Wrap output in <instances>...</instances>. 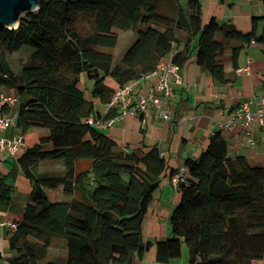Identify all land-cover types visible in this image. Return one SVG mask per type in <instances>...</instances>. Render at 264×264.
<instances>
[{"label": "trees", "instance_id": "trees-1", "mask_svg": "<svg viewBox=\"0 0 264 264\" xmlns=\"http://www.w3.org/2000/svg\"><path fill=\"white\" fill-rule=\"evenodd\" d=\"M256 18L263 20L259 33L255 21L247 32L213 16L203 22L200 0H41L39 11L24 15L16 28L0 29V94L13 89L20 98L15 127L24 146L17 163L30 185L22 218L7 233V264H40L54 239L64 257L44 264L141 258L151 245L142 225L154 192L177 169L170 170L158 145H144L140 154L126 150L88 118L116 115L118 107L109 103L117 88L139 82L167 56L179 69L194 61L226 83L227 49L234 67L253 42L264 55V14ZM115 30H134L137 37L113 64ZM23 47L30 51L16 74L6 56ZM82 76L92 81L88 97ZM85 159L90 163L77 171ZM45 160L61 161L62 172H40ZM184 166L170 233L154 243L156 258H176L185 245L190 264H264V166L231 157L220 129ZM58 190L69 199L54 197ZM12 191L0 178V204L9 203Z\"/></svg>", "mask_w": 264, "mask_h": 264}, {"label": "crops", "instance_id": "crops-1", "mask_svg": "<svg viewBox=\"0 0 264 264\" xmlns=\"http://www.w3.org/2000/svg\"><path fill=\"white\" fill-rule=\"evenodd\" d=\"M212 6H218L219 9L212 13ZM202 11L203 22L213 15L217 20L231 22L243 32L251 29L253 21L257 24V33L263 25L256 18L264 14L263 0H207L205 12L203 5ZM223 60L229 79L226 83L214 80L194 61L180 69L182 84H173V98L163 103L164 110L171 117L170 122L156 118L152 110L146 117L145 127L141 126L140 116H131L117 123H103L101 130L126 150L138 154L142 152L144 145H158L171 170L182 168L184 160L189 156H196L207 145L209 136L220 129L228 143L231 157L243 155L251 164H264V139L256 123L251 124L255 138L253 145L246 142L247 131L241 118L234 120L229 128L221 126L231 118L233 111L242 102L251 99L250 109L255 110L260 97L264 95V55L261 46L255 42L246 46L238 56L236 67L232 64L229 49L225 51ZM167 62L169 56L163 59V63ZM157 77V73L144 77L136 89L139 92L147 91ZM84 81L85 77L82 76V82ZM107 83L115 86L110 78ZM5 90L10 92V89ZM95 110L103 115L107 107L95 103ZM36 130L39 132V129ZM15 132V125L10 129L0 130L8 138ZM22 149L21 147L16 155L0 154V178H4L13 188L9 203L0 204V264H7V257L11 254L7 233L13 229L11 223L21 220L22 208L30 193L29 181L17 163ZM53 164H59V168H63L60 161ZM168 178V175L163 177L154 192L142 225L143 240L149 241L151 245L141 258L135 259L134 264H189L185 245L182 246L181 255L176 258L163 262L156 258L155 240H164L169 235L170 214L178 202L177 190ZM57 256L64 257V251L52 254V258Z\"/></svg>", "mask_w": 264, "mask_h": 264}, {"label": "built area", "instance_id": "built-area-1", "mask_svg": "<svg viewBox=\"0 0 264 264\" xmlns=\"http://www.w3.org/2000/svg\"><path fill=\"white\" fill-rule=\"evenodd\" d=\"M158 74L157 80L150 86L147 91L139 92L137 81H131L117 88L110 106L118 107V113L106 120H93L88 118L90 124L117 123L126 117L140 116L141 126L145 127L146 117L152 112L156 118L171 121V117L163 108V103L173 98V84H182V75L177 65L171 63H162L158 69L150 74ZM148 74V75H150ZM146 75V76H148ZM145 76V77H146ZM20 98L10 93L2 92L0 94V130L10 129L15 125L17 117V107ZM251 99L242 102L232 113L231 118L222 124V127L229 128L234 120L242 119L243 126L246 128V142L250 145L255 143L251 124L254 122L259 127L261 137L264 139V95L258 101L255 110L250 109ZM244 145V143H242ZM23 136L17 132L11 138L5 137L0 133V154L16 155L23 148ZM185 166L177 169L168 180L175 190H178L179 183L185 179ZM14 229L16 224L11 223Z\"/></svg>", "mask_w": 264, "mask_h": 264}, {"label": "rangeland", "instance_id": "rangeland-1", "mask_svg": "<svg viewBox=\"0 0 264 264\" xmlns=\"http://www.w3.org/2000/svg\"><path fill=\"white\" fill-rule=\"evenodd\" d=\"M206 1L207 0H200V3H201V14L203 12L202 11V5H203V10L205 12ZM212 7H213L211 9L212 13L219 9L218 6H212ZM204 15H205V13H204ZM218 21L219 22H229V21H220V20H218ZM260 21L263 22L262 19H260ZM115 32L117 33L118 40H117L116 46L112 49L111 52L113 53V61L115 63H118L121 60V58H122L124 52L127 50V48H129L131 46V44L136 40L137 34H136V31H134V30H127V31L115 30ZM28 50L30 51L29 48L23 47L19 52H15V53H12V54H7L6 58H7L8 62L10 63L12 69L15 71L16 74H20V70H21V68H20V60H22V59L20 57L24 56V55L26 57V53L25 52H28ZM85 81L81 82V87L84 90L85 96L88 97L89 96V90L91 89V86H92V81L88 80L86 76H85ZM3 92L4 93H10L11 92L12 94L16 95V93H15V91H13V89H11L10 92H8L6 90H3ZM97 126L101 128V124H98ZM33 131H37V130L33 129ZM41 131L42 130L40 129L39 132H41ZM58 161L59 160H45V162H41L39 164L38 170L40 172H49V171H51V172H55V173H60V172H62L63 168H59V166H58L59 164H53V163H56ZM89 163H90V160H88V159L78 161L77 165H76L77 171H80L81 169H84L85 167L88 166ZM260 166H264V164H262ZM52 193L54 194V197H56L58 200H67V199H69V197L65 196L62 192H59V190L58 191H54ZM177 204H178V202L175 204V206ZM175 206H174V208H175ZM53 245H54L53 248H49L48 249L47 258L42 260V261H40V264H42V263L44 264L45 262H47V260H51L53 253H61V249H62L61 240L54 239L53 240ZM49 250H50V252H49Z\"/></svg>", "mask_w": 264, "mask_h": 264}, {"label": "water", "instance_id": "water-1", "mask_svg": "<svg viewBox=\"0 0 264 264\" xmlns=\"http://www.w3.org/2000/svg\"><path fill=\"white\" fill-rule=\"evenodd\" d=\"M41 0H0V29H13L20 19L29 13L39 11Z\"/></svg>", "mask_w": 264, "mask_h": 264}]
</instances>
